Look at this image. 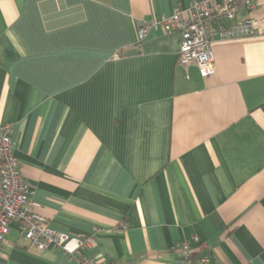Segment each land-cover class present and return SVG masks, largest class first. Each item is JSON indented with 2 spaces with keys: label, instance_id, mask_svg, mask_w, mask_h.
Returning <instances> with one entry per match:
<instances>
[{
  "label": "crops",
  "instance_id": "crops-1",
  "mask_svg": "<svg viewBox=\"0 0 264 264\" xmlns=\"http://www.w3.org/2000/svg\"><path fill=\"white\" fill-rule=\"evenodd\" d=\"M195 1L0 0V125L34 215L90 241L80 258L184 264L188 242L209 264H264V0L213 21L206 79L178 36L136 37ZM244 20L251 36L220 34ZM0 264L78 263L12 226Z\"/></svg>",
  "mask_w": 264,
  "mask_h": 264
},
{
  "label": "built area",
  "instance_id": "built-area-1",
  "mask_svg": "<svg viewBox=\"0 0 264 264\" xmlns=\"http://www.w3.org/2000/svg\"><path fill=\"white\" fill-rule=\"evenodd\" d=\"M257 7V0L195 1L188 8L175 10L168 17L139 24L136 37L141 42L150 31L161 32L166 36H178L181 43L178 47L177 62L180 65L195 64L200 76L206 79L214 73V55L210 47L213 21L232 19L238 8L253 12ZM252 33V21L244 20L220 34L223 37H245L251 36ZM14 147L12 126L0 125V249L10 228L15 226L18 239L27 242L32 249L45 252L49 246H54L78 264H106L78 257L79 250L90 245L87 238L68 239L67 235L57 234L47 227L46 220L34 215L31 188L22 178L19 163L13 154ZM191 241L198 244L196 236H193ZM177 247L183 256L184 264L210 262L209 256L199 254L188 242H183Z\"/></svg>",
  "mask_w": 264,
  "mask_h": 264
},
{
  "label": "trees",
  "instance_id": "trees-1",
  "mask_svg": "<svg viewBox=\"0 0 264 264\" xmlns=\"http://www.w3.org/2000/svg\"><path fill=\"white\" fill-rule=\"evenodd\" d=\"M259 107L261 108V110H263V113H264V103Z\"/></svg>",
  "mask_w": 264,
  "mask_h": 264
}]
</instances>
